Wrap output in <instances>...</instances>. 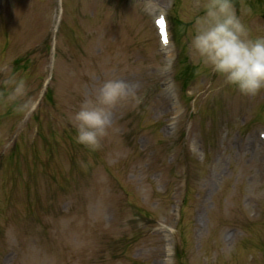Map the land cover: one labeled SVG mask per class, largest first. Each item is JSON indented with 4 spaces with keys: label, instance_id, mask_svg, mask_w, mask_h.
Wrapping results in <instances>:
<instances>
[{
    "label": "rangeland",
    "instance_id": "1",
    "mask_svg": "<svg viewBox=\"0 0 264 264\" xmlns=\"http://www.w3.org/2000/svg\"><path fill=\"white\" fill-rule=\"evenodd\" d=\"M231 2L264 34L261 8ZM201 3L0 0V80L26 77L35 104L0 105V264H264V89L194 60ZM108 78L138 102L93 150L71 117Z\"/></svg>",
    "mask_w": 264,
    "mask_h": 264
},
{
    "label": "clouds",
    "instance_id": "2",
    "mask_svg": "<svg viewBox=\"0 0 264 264\" xmlns=\"http://www.w3.org/2000/svg\"><path fill=\"white\" fill-rule=\"evenodd\" d=\"M187 18L192 21L188 45L194 60L219 74L224 83L235 86L241 94L255 95L264 89V34H250L231 0H202ZM0 83L7 88L0 105H11L22 114L35 108L27 97L26 77L10 72ZM129 98L138 102L126 81L108 78L101 82L93 96L80 101L71 117L75 140L86 148H99L111 123V109Z\"/></svg>",
    "mask_w": 264,
    "mask_h": 264
},
{
    "label": "flooded vegetation",
    "instance_id": "3",
    "mask_svg": "<svg viewBox=\"0 0 264 264\" xmlns=\"http://www.w3.org/2000/svg\"><path fill=\"white\" fill-rule=\"evenodd\" d=\"M256 3H262V7L264 8V0H254ZM262 8V9H263ZM261 16L264 18V10L261 13Z\"/></svg>",
    "mask_w": 264,
    "mask_h": 264
},
{
    "label": "snow or ice",
    "instance_id": "4",
    "mask_svg": "<svg viewBox=\"0 0 264 264\" xmlns=\"http://www.w3.org/2000/svg\"><path fill=\"white\" fill-rule=\"evenodd\" d=\"M158 22H159V23H163V19H160Z\"/></svg>",
    "mask_w": 264,
    "mask_h": 264
},
{
    "label": "bare ground",
    "instance_id": "5",
    "mask_svg": "<svg viewBox=\"0 0 264 264\" xmlns=\"http://www.w3.org/2000/svg\"><path fill=\"white\" fill-rule=\"evenodd\" d=\"M165 101L167 100V98L164 99Z\"/></svg>",
    "mask_w": 264,
    "mask_h": 264
}]
</instances>
